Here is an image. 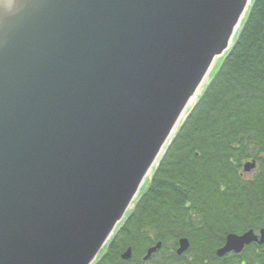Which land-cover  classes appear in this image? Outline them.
<instances>
[{"label": "water", "instance_id": "95a60500", "mask_svg": "<svg viewBox=\"0 0 264 264\" xmlns=\"http://www.w3.org/2000/svg\"><path fill=\"white\" fill-rule=\"evenodd\" d=\"M252 3L0 0V264L96 263ZM251 244L264 230L217 257Z\"/></svg>", "mask_w": 264, "mask_h": 264}, {"label": "trees", "instance_id": "16d2710c", "mask_svg": "<svg viewBox=\"0 0 264 264\" xmlns=\"http://www.w3.org/2000/svg\"><path fill=\"white\" fill-rule=\"evenodd\" d=\"M248 160L256 161L257 170L245 181L239 170ZM260 228L264 229V0H253L232 49L96 264H134L157 243L162 248L153 258L178 261L175 264L199 262L214 256L226 235ZM183 238L190 243L186 255H169ZM128 248L132 258L124 262L120 254ZM255 249H246L245 259H255ZM258 255L257 260L264 259L261 252Z\"/></svg>", "mask_w": 264, "mask_h": 264}, {"label": "flooded vegetation", "instance_id": "af4514ba", "mask_svg": "<svg viewBox=\"0 0 264 264\" xmlns=\"http://www.w3.org/2000/svg\"><path fill=\"white\" fill-rule=\"evenodd\" d=\"M248 180H251V179H248ZM260 229H262V228H260ZM260 229H258L256 232L259 233ZM243 233H245V232H243ZM242 234H237V235H242ZM178 242L179 241H177V243H176V247L171 252H169V255H172V253H174L177 256L176 251L178 249ZM224 244H225V239H224L223 245L215 250V253H214L215 258H214V256H212L211 258H208V259H205V260H201L199 262H194L192 260H183L182 264H251V260L254 261V264H264V259H262V260H257L256 259L257 257L260 256V255H258V254H260V252L264 255V252H263L264 251V245L263 246H259L257 244H251V245L247 246L240 254H228V255H226V256H224L222 258H219V257H217V251L219 249H221L224 246ZM154 245L155 244L148 246L145 249L144 254L139 258V260L135 261L134 264H139V263H142V264H175L176 262H178V261H172V260H169V259H161V258H158V257L157 258H153V257H156L157 253L160 251L162 246L157 252L152 254L151 257L148 260L144 261L143 259L146 256L147 250L149 248L153 247ZM252 245H254L255 248H256L255 249L256 253L253 254V257H255V259H245L244 253H245L246 249H248ZM189 248H190V245H189ZM185 253H183L181 256H177V257H182ZM124 262H128V261H124Z\"/></svg>", "mask_w": 264, "mask_h": 264}, {"label": "rangeland", "instance_id": "374dc122", "mask_svg": "<svg viewBox=\"0 0 264 264\" xmlns=\"http://www.w3.org/2000/svg\"><path fill=\"white\" fill-rule=\"evenodd\" d=\"M251 161L250 160H248L247 162H245L244 164H243V166L245 165V164H248V163H250ZM242 166V167H243ZM255 170H257V163H255V168L253 169V170H251L250 172H244V170L241 168L240 170H239V172L241 173V177H242V179L243 180H245V181H247L248 179H252L253 177H255L256 176V171ZM193 223V225L195 226V225H197V220H195V221H193L192 222ZM152 233H154V231L152 232Z\"/></svg>", "mask_w": 264, "mask_h": 264}]
</instances>
